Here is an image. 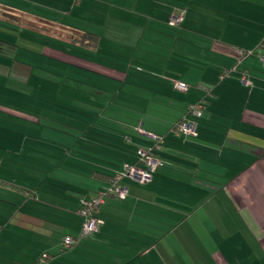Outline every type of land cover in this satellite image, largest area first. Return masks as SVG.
Returning <instances> with one entry per match:
<instances>
[{
	"label": "crops",
	"instance_id": "crops-1",
	"mask_svg": "<svg viewBox=\"0 0 264 264\" xmlns=\"http://www.w3.org/2000/svg\"><path fill=\"white\" fill-rule=\"evenodd\" d=\"M0 23L16 41L0 49V264H264V0H0ZM81 92L102 117L149 111L98 131L113 156L91 138L108 161L52 130ZM180 119L196 135H170ZM136 126L162 136L138 183L121 175L153 144ZM114 175L126 197L104 196L82 233L80 200Z\"/></svg>",
	"mask_w": 264,
	"mask_h": 264
},
{
	"label": "rangeland",
	"instance_id": "rangeland-1",
	"mask_svg": "<svg viewBox=\"0 0 264 264\" xmlns=\"http://www.w3.org/2000/svg\"><path fill=\"white\" fill-rule=\"evenodd\" d=\"M1 25L2 24L0 23V30H1ZM1 32H0V49L2 48L5 50V46L1 44L3 40L10 42L9 44L15 43L16 41L15 40L12 41V38L11 40H8L7 38H3V34ZM19 37L22 39H27L24 36H19ZM90 75H91L90 82H95V76L93 75V73H91ZM138 91L142 92L141 90H138ZM126 92H128V90H126ZM79 96L82 98L75 95V100H80V102H82L83 104H76V103L75 105L72 104V106L69 107V110L67 109V106H64L63 108L67 109L66 111H68L65 113L63 112L61 113L60 108L59 107L57 108L58 117L64 120L56 121L57 124H54L56 127L52 128V130H56L60 134H64L66 132L69 135L68 139H71V135L76 133L73 136L74 138L73 143H71L72 146L75 145L76 149L72 151V153L75 155L79 153L81 154L82 153L81 148H84L83 152L85 155H88L91 158H95L94 160L101 161V162L108 161L109 159V157H107L108 154L113 156V153L115 152V150L113 149L110 150V148L106 146V144L110 141V139L111 140L113 139L107 135L105 137L101 136V134L98 131H102L106 128H109V129H114L118 131H127L129 133V131L131 130V128L129 127L131 117H133L134 114H136V111L135 113H133L131 112L130 109L141 111L140 114L149 113L145 105L138 104V102H135V104L132 105V108L131 106L129 108L123 107V109L116 111L117 114H113L115 112L113 105H107L106 106L107 109L105 111L106 113L105 117H102L103 115H101V111L105 107V105L100 104L102 100H98L100 99L98 95L94 94L93 96H90V95L88 96L81 92ZM54 108L55 106H47L45 111L50 110L52 112H56ZM109 113H111V115ZM108 116L110 117V119L108 118ZM123 120H127V121L123 122ZM130 125H133V124H130ZM68 129H71L72 132H69ZM144 136L147 137L146 135ZM92 137L97 139V141H100V140L102 141L100 146L105 147V149H107L106 153L108 154L106 155L100 154L101 152L98 151L99 143L94 144L91 140ZM116 141L118 143L117 144L118 146H123L119 143V140H116ZM87 147L89 149L88 153H86L85 151ZM97 161H92V162H97ZM136 182L138 183V181Z\"/></svg>",
	"mask_w": 264,
	"mask_h": 264
},
{
	"label": "built area",
	"instance_id": "built-area-1",
	"mask_svg": "<svg viewBox=\"0 0 264 264\" xmlns=\"http://www.w3.org/2000/svg\"><path fill=\"white\" fill-rule=\"evenodd\" d=\"M183 17V13L171 15L169 17V23L172 25L178 24ZM264 43V42H262ZM237 53L240 57L248 55L251 53V51H246L242 49H238ZM259 59L262 64H264V54H261L259 56ZM241 79H245L244 75H242ZM187 84L180 81L174 82V88L179 91H185L187 90ZM203 102H198L196 104L190 105L188 107V111L193 114L194 116L198 117L201 115V107ZM195 122L193 121H187V120H181L176 122L171 126L170 132L173 134H187V135H195ZM136 131L139 134L146 135L153 141V146L157 147L161 141L162 136L150 133L142 129L141 127L137 126ZM138 156V163L141 165L136 164H125L124 170L125 173L121 174L123 176H127L129 178H134L138 182H144L149 179V176L151 173L155 172L157 167L161 164L160 159H158L156 156L153 155V152L150 148H138L137 151ZM119 179V175H114L112 178L109 179V184L104 190H100L91 197L84 198L80 200L79 208L77 209V214L82 217V223H81V232L82 233H90V232H96L97 231V224L98 220L95 217V212L97 211L100 203L103 201V197L109 194H113L117 196L120 199H124L127 195V189L123 186H120L117 183V180ZM74 241L73 237L66 236L63 239V245L68 246L72 244ZM41 260H43L41 258Z\"/></svg>",
	"mask_w": 264,
	"mask_h": 264
},
{
	"label": "trees",
	"instance_id": "trees-1",
	"mask_svg": "<svg viewBox=\"0 0 264 264\" xmlns=\"http://www.w3.org/2000/svg\"><path fill=\"white\" fill-rule=\"evenodd\" d=\"M179 13H183V11H179V12H177V13H173L172 15L179 14ZM183 14H184V13H183ZM182 19H183V17H182ZM168 21H169V18H168ZM180 22H181V21H180ZM180 22H179V23H180ZM179 23H178V24H179ZM88 37H89V36H88ZM89 38H90V37H89ZM78 40H79V41H78ZM78 40H77L78 42H80V43H84V44L87 45V46H88V45L90 46V45L92 44V41H90V40H89V41H88V40H87V41H84L83 38H82L81 36H79ZM94 40H95V39H94ZM242 50H245V49H242ZM246 51H250V50H246ZM245 56H247V55H245ZM239 57H240V56H239ZM242 57H244V56H242ZM199 102H201V101H199ZM202 102H203V101H202ZM196 103H198V102H196ZM196 103H194V104H196ZM191 105H193V104H191ZM202 105H203V104H202ZM188 107H189V106H188ZM201 109H202V107H201ZM201 114H202V111H201ZM192 115H193V114H192ZM193 116H194V115H193ZM195 117H196V116H195ZM198 117H199V116H198ZM181 120H185V119H180V120H178V121H181ZM178 121H177V122H178ZM169 134L172 135V136H174V137H179V136L187 135V134H182V133H179V134H173L172 132H169ZM195 135H196V134H195ZM152 143H153V141H152ZM160 144H161V143H160ZM148 148H150L151 151H152L153 154H154V151H155V148H156V147H154L153 144H152V145H151L150 147H148ZM137 158H138V156H137ZM107 177H111V176L109 175V176H107Z\"/></svg>",
	"mask_w": 264,
	"mask_h": 264
}]
</instances>
